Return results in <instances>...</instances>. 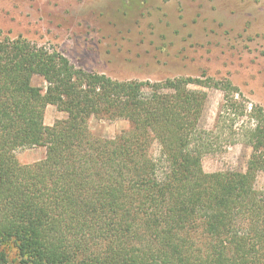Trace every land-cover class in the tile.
Returning a JSON list of instances; mask_svg holds the SVG:
<instances>
[{"label":"trees","instance_id":"obj_1","mask_svg":"<svg viewBox=\"0 0 264 264\" xmlns=\"http://www.w3.org/2000/svg\"><path fill=\"white\" fill-rule=\"evenodd\" d=\"M191 86L224 91L210 130ZM237 93L191 76L117 80L0 31V264H264V113ZM48 105L65 117L46 125ZM91 117L128 127L97 136ZM219 127L250 148L244 170L204 171ZM29 147L44 157L21 163Z\"/></svg>","mask_w":264,"mask_h":264},{"label":"rangeland","instance_id":"obj_2","mask_svg":"<svg viewBox=\"0 0 264 264\" xmlns=\"http://www.w3.org/2000/svg\"><path fill=\"white\" fill-rule=\"evenodd\" d=\"M0 31L117 80L191 76L218 85L229 81L247 107L256 104L264 113V0H0ZM32 82L45 83L37 75ZM191 88L207 95L198 128H214L224 91ZM64 117L50 105L44 123ZM248 121L240 116L233 127ZM89 127L97 136L114 137L128 122L91 117ZM215 130L217 148L203 156L204 171L244 170L250 148L227 128ZM44 155L43 147L16 152L21 163ZM257 187L264 189L263 173Z\"/></svg>","mask_w":264,"mask_h":264},{"label":"crops","instance_id":"obj_3","mask_svg":"<svg viewBox=\"0 0 264 264\" xmlns=\"http://www.w3.org/2000/svg\"><path fill=\"white\" fill-rule=\"evenodd\" d=\"M50 105H48L47 107H46V109L49 107Z\"/></svg>","mask_w":264,"mask_h":264}]
</instances>
